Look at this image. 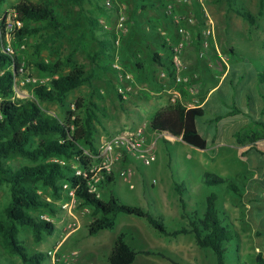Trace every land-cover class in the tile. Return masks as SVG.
Listing matches in <instances>:
<instances>
[{
	"label": "rangeland",
	"instance_id": "rangeland-1",
	"mask_svg": "<svg viewBox=\"0 0 264 264\" xmlns=\"http://www.w3.org/2000/svg\"><path fill=\"white\" fill-rule=\"evenodd\" d=\"M24 1L39 4L43 2L42 0H7L0 11V19H3L7 12H12L15 5ZM153 1L156 4L155 7L143 9L141 0H113L106 8L107 12L102 14L89 4L85 6V10H82L65 1L54 0L56 11L64 19L73 23V28L66 32L63 39L49 49H45L39 60L46 63L62 60L74 51L76 42L82 39L91 50H98L99 46L91 38L88 29L87 12L90 11L110 33L111 39L116 41L112 57L102 58V63L112 66L115 70L103 71L98 64L91 62L87 52L79 51L75 59L88 71H94L97 78L92 85H85L69 94L66 109L57 103L45 104V107L52 113L64 117L68 110H75V103L79 99L90 100L91 96L99 93L103 96L102 99L97 97L95 100L106 108V113L101 114V124L98 126L101 136L108 137L112 134L134 132L136 128L127 123L128 118L139 126L147 125L148 118L161 108V104H152V96L148 91L149 85L150 89L156 88L153 77L157 76L160 79L162 71L160 67L152 63L151 56L161 51L166 56H170L171 52L162 48V44L169 46L170 42L176 43L181 40L172 17L168 15L169 7L172 6L178 15L194 17L197 22L191 26L194 39L189 42L186 50V53L189 49L192 53L190 57L185 56L184 58L186 75L199 74V81L205 79L206 86L203 91H200V87L196 85V94L192 96L193 99H190L203 103L216 83L224 77L226 66L220 54L228 61L231 70L233 65H239L236 68L240 72L231 76L232 79L235 78V84L231 91L229 88L228 95L225 98L216 96L215 101L217 100L220 105L218 113L208 111L206 118L199 121V130L208 141L209 149L201 151L182 141L170 143L169 140L172 139L165 140L164 136L158 137L156 163L147 167L142 161L132 159L130 167L134 172V188L125 182L122 175L128 167L119 163L114 168V184L101 189V195L106 200L113 192L126 205L144 208L161 219L167 229L172 232L189 226V221L182 216L180 197L175 191L176 181L185 182L188 189L184 196L188 212L196 209L203 210L207 196L213 192L218 193L221 197L220 205L230 215L240 243V255L228 258V264L251 263L256 254L264 253V237L257 235L258 230H264V155L253 150L247 155V160L243 161L233 134L241 131L243 127L247 128L255 117H259L260 96H264L263 85L259 86L256 79L249 82L253 74L264 72V15H259L260 0H235L238 8H244L257 17V28L250 27L248 22L232 10L226 0L221 2L203 0L215 22L216 29L214 48L209 52L207 59L199 57L198 37L206 24L200 1ZM122 16L126 19L124 29L119 26ZM34 26L36 28L39 25ZM47 35V31L43 30L39 35L27 37L18 50L13 47V53L22 58V63L33 62L36 60L34 58L36 45L43 42ZM231 50L235 51V55H232ZM136 61L143 64L145 68L143 71L139 72ZM208 63H212L213 66L210 67ZM114 64H119L121 69L116 68ZM68 71V69L65 70L66 73ZM147 71L151 75L146 76ZM120 72L131 74L134 82L131 83L129 80L121 82ZM241 74H245V78L239 81L238 76ZM44 79L46 78L41 72L32 66L22 74L20 84L24 87L26 83H39ZM131 85L133 90L129 93L133 102L121 101L118 95L119 87ZM18 97L24 98L26 95L19 91ZM187 99L186 101L190 100ZM138 109L140 110L139 117L134 114ZM229 113L234 115L227 117ZM124 116L125 120H123ZM221 116L227 118L221 119ZM110 121L118 124L112 130L108 129ZM146 130L150 132L149 127ZM214 138H217L216 142L213 141ZM101 141L99 137V143ZM206 172L238 179L241 184L246 182L245 176L248 177L249 182L244 188V197L237 198L223 187L204 185L202 176ZM154 180L157 183H154ZM43 195L47 200L53 201L49 190L44 191ZM9 201V188L3 187L0 189V210ZM56 204L57 215L55 217L42 215L50 218L57 226V231L53 236L46 237L41 244H37L29 230L22 235L24 244L33 254L48 255L44 264H50V252L63 242L69 232L68 224L71 223L78 224L80 229L72 239L70 237L65 241L62 246V255L70 259L73 264L78 263L80 252H77L80 248L87 251L93 249L97 254L100 253L99 258L103 264H109L108 252L121 233L128 235L127 241L136 251L162 254V256L141 254L134 264H173L169 259L182 264H217L215 255L211 251L200 249L193 235H181L178 238L164 236L152 228L147 220L123 214L119 217L114 230L91 236L88 232V226L93 221L90 208L78 204L74 212L77 218H74L63 210V201H57ZM76 239H81L77 245L74 244ZM104 245L105 247H102Z\"/></svg>",
	"mask_w": 264,
	"mask_h": 264
},
{
	"label": "trees",
	"instance_id": "trees-1",
	"mask_svg": "<svg viewBox=\"0 0 264 264\" xmlns=\"http://www.w3.org/2000/svg\"><path fill=\"white\" fill-rule=\"evenodd\" d=\"M42 1L41 4L24 1L14 6L17 19L23 23V28L16 31L12 45L18 50L27 37L39 35L43 30L47 31L46 39L36 45V60L25 63V72L34 66L43 77L50 78L46 83H26L21 87L22 58L7 51V21H0V189L8 187L10 191L9 203L0 210V264H44L48 255L33 254L24 244L22 235L29 230L35 243L41 244L46 237L55 234L57 226L54 222L42 218V215H57L56 202L67 197L66 185L76 190L80 206L92 210L93 221L88 226L91 236L114 230L119 217L125 214L147 220L152 228L164 236L178 238L181 235H193L200 249L211 251L215 255L217 264H228V258L239 256V236L230 215L220 205L221 197L218 193L213 192L207 196L203 210L188 212L184 199L188 189L185 182L176 181L175 191L180 197L182 216L189 221V226L170 232L161 219L142 207L126 205L113 192L106 200L102 195L89 192V170L98 155V126L101 124V114L106 113V108L95 99H102L103 96L98 93L91 96L90 100L79 99L75 103V110H68L64 117L52 113L45 104L57 103L66 109L69 94L85 85H92L97 78L94 71H88L75 59L81 50L87 52L91 62L98 64L103 71H114L112 66L102 63V58L112 57L116 41L111 39L110 33L94 17V13L88 11V29L99 49L91 50L82 39L76 42L74 51L64 59L47 63L40 61L41 53L63 39L66 32L73 28V23L56 11L54 0ZM62 1L82 10L89 4L104 14L113 0ZM141 1L143 9L156 6L153 0ZM226 1L250 27L257 28L258 19L252 12L238 8L235 0ZM6 2L7 0H0V11ZM259 15H264V0H260ZM34 25L39 26L35 28ZM161 47L169 51L171 49V46L166 44ZM231 52L235 55L234 50ZM151 61L168 73L169 83L172 84L175 76L172 56L155 52ZM136 66L139 72L144 70L143 64L138 61ZM233 66L230 77L226 78L230 91L235 84V78L232 79L231 76L240 73L237 66ZM66 69L69 70L68 73L65 72ZM244 78L245 74L238 76L239 81ZM255 79L259 86H264V72L253 74L249 82ZM180 89L187 100L188 91L183 86ZM19 91L26 97L19 98ZM118 95L119 99L124 101L120 92ZM217 96L225 98L227 95L223 90H219ZM260 97L259 117H255L247 128L243 127L241 131L233 134L243 161L247 160V155L253 150L264 155V96ZM214 104L211 99L202 107L190 109L183 103L169 104L150 117L148 127L159 135H170L196 149L206 151L209 149L208 141L199 130V121L206 118L208 111L218 113L220 105L218 102V107ZM233 115L229 113L227 117ZM227 117L221 116V119ZM213 141L216 142L217 138ZM78 171L83 174H78ZM245 179L246 182L241 184L238 179L226 178L216 173L206 172L202 176L204 185L226 188L231 195L241 199L249 182L248 177L245 176ZM114 182V173H111L105 177L100 188L111 187ZM47 190L50 191L53 201L44 198L43 192ZM257 235L264 237V230H258ZM127 238L125 233L118 235L108 257L110 264H134L141 254L162 256L159 253L136 251ZM169 260L173 264H182ZM245 264H264V253L256 254L253 262Z\"/></svg>",
	"mask_w": 264,
	"mask_h": 264
},
{
	"label": "built area",
	"instance_id": "built-area-1",
	"mask_svg": "<svg viewBox=\"0 0 264 264\" xmlns=\"http://www.w3.org/2000/svg\"><path fill=\"white\" fill-rule=\"evenodd\" d=\"M202 12L205 16V25L200 35V52L199 57L201 59H207L209 52L214 48V43L216 40V29L215 22L209 14L208 8L206 7L203 0H199ZM168 15L172 17L173 23L177 27V31L181 36V40L176 43H170L171 56L175 66V76L172 84L169 83L168 73L164 70L161 73L162 80L166 81L164 85V92L170 97V104L183 103L186 108L199 107L198 104L191 101H186L183 96V92L180 89L181 86L185 88L191 95L196 94L195 84L200 80L199 74H193V76L185 75V52L187 50L189 42L194 39V32L192 31L193 25L197 22L192 16L178 15L174 12L173 7L170 6L168 10ZM7 21V51L10 53L14 52L12 42L17 30L23 28V23L17 19V12H7L3 19ZM126 19L124 16L120 18L119 26L125 28ZM220 58L224 63L227 64V60L220 54ZM212 67L213 64L209 63ZM116 68L121 69L119 64H114ZM21 73L25 72V62L22 63L20 69ZM119 78L121 81L129 80L131 83L134 82V77L128 73H119ZM50 78L42 80L41 83H46ZM30 81V79L28 80ZM133 90L132 85L129 87L120 86L119 92L123 96V99L127 100V93ZM148 125H143L134 132H123L119 134H113L109 136L106 140L99 143L98 155L95 157V162L89 170L88 187L89 192L92 194H97L101 196L100 184L105 180L106 176L114 173V168L117 164L123 163L127 156L136 158L142 161L147 167L152 166L157 162L156 145L155 143H149L146 137V128ZM78 174H83L82 171H78ZM122 175L125 178V182L134 188V172L133 168L128 167L123 172ZM154 183H157L154 180ZM66 197L63 200L62 208L69 215L77 218L75 215V209L78 206V199L76 196V190L70 189L67 185L65 186ZM46 220L50 218L42 216ZM70 235L77 232L80 226L76 223L68 224ZM66 235V236H67ZM64 244V243H63ZM63 244L61 243L54 251L50 252V264H73L70 259H67L63 252ZM76 254V253H75Z\"/></svg>",
	"mask_w": 264,
	"mask_h": 264
},
{
	"label": "crops",
	"instance_id": "crops-1",
	"mask_svg": "<svg viewBox=\"0 0 264 264\" xmlns=\"http://www.w3.org/2000/svg\"><path fill=\"white\" fill-rule=\"evenodd\" d=\"M170 43H173V42H170ZM163 48V47H162ZM213 49V48H212ZM161 53V55H164V56H166L165 55V53L163 52V51H161L160 52ZM191 53H192V50H188L187 51V53L185 52V56L186 57H190L191 56ZM211 54V53H210ZM224 63V62H223ZM225 64V66H226V73H225V75H224V77H222V79L219 81V82H217L216 83V86L208 93V95L206 96V99H205V101L203 102V103H201L199 100H191L190 98H192V96L193 95H191L189 92H188V94H189V101H191V102H196L197 104H198V106L199 107H202V106H204L210 99H211V103H215L214 105L215 106H217L218 107V104H217V100L215 101V98H216V96H217V94L219 93V90H223V92H225L226 93V95H228V93H229V87L227 86V83H226V78H228V77H230V72H231V67H230V65H229V63H228V61H227V64L226 63H224ZM155 65V64H154ZM207 65H209V63L207 64ZM156 66H158V65H156ZM210 66V65H209ZM239 65H237V67H238ZM159 67V66H158ZM185 67H186V65H185ZM211 67V66H210ZM145 69V68H144ZM162 69V68H161ZM164 71V69H162V71H161V73ZM144 72H146V71H144ZM161 73H160V79H158V77L157 76H155V77H153L154 78V80H152V81H154V83L156 84V88L155 89H150V85L148 86V91H149V93L151 94V96H152V104H157V105H160L161 104V108H164V107H166V106H168L169 104H170V97H169V95L167 94V93H165L164 92V90H163V88H164V85H165V83H166V81H164V80H162V78H161ZM147 75L146 76H149V75H151L150 73H149V71H147V73H146ZM154 74V73H153ZM185 75H186V68H185ZM188 76V75H187ZM190 76H193V75H190ZM121 82H123V81H121ZM123 84V83H122ZM199 86L200 87V91H203L204 90V87L206 86V82H205V79H203V80H201V81H198L196 84H195V86ZM193 99V98H192ZM188 100V99H187ZM213 100L215 101V102H213ZM124 101H128V103L129 102H133L132 101V97H131V95H130V93H127V100H124ZM160 108V109H161ZM134 114H137V116L139 117V115H140V110L138 109L136 112H134ZM152 116V115H151ZM150 116V117H151ZM150 117L148 118V120H147V125H149V120H150ZM126 119V117L124 116V119L123 120H125ZM128 122L127 123H129L130 125H132V126H134L135 128H138V127H140L139 126V124H136L134 121H132L130 118H128V120H127ZM109 126H108V129H110V130H112V128H114L115 126H117L118 124H116V122L114 121V122H111L110 121V123L108 124ZM141 126H143V125H141ZM148 127V126H147ZM110 130H108L110 133H111V131ZM149 131L150 132H148L147 130H146V137H147V140H148V142L150 143H155V145H157V138L158 137H161V136H164V138H165V140H167V138L168 139H172V140H169V142L171 143V142H174V143H176V142H181V139H177V138H174V137H171V136H169V135H166V134H163V135H159V134H157V133H155V132H153V131H151L150 129H149ZM149 133H151V134H149ZM113 135V134H112ZM149 135H150V137H149ZM111 136V135H110ZM99 137H101V142H103L104 140H106L108 137H105V136H101L100 134H99ZM150 138H152V139H150ZM174 139V140H173ZM184 143V142H183ZM202 151V150H201ZM132 157L131 156H127V158H125V160H124V162L122 163V164H124V166H126V167H130V165L132 164ZM132 168V167H131ZM79 231V230H78ZM77 231V232H78ZM77 232H74V233H72V234H70V235H67L65 238H64V240H63V242H62V244L63 243H65V241H67V239H69L70 237H71V239L74 237V235L77 233ZM80 240L81 239H76L75 240V243L74 244H78L79 242H80ZM114 244H115V242H114ZM114 244L112 245V247L110 248V250H109V252H108V257H109V255H110V252H111V250H112V248H113V246H114ZM92 245V244H91ZM92 246H95V245H92ZM79 247H82V246H79ZM102 247H105V245L104 246H102ZM80 252V256H79V260H78V263L77 264H103L101 261H100V258H99V255H100V253H96V252H94V250L93 249H89L88 251L87 250H85L84 248H80V250L77 252V253H79ZM76 253V252H75ZM108 257H107V261H108V263H109V260H108ZM137 261V260H136ZM110 264V263H109Z\"/></svg>",
	"mask_w": 264,
	"mask_h": 264
},
{
	"label": "water",
	"instance_id": "water-1",
	"mask_svg": "<svg viewBox=\"0 0 264 264\" xmlns=\"http://www.w3.org/2000/svg\"><path fill=\"white\" fill-rule=\"evenodd\" d=\"M170 136V135H169ZM172 137V136H171Z\"/></svg>",
	"mask_w": 264,
	"mask_h": 264
}]
</instances>
